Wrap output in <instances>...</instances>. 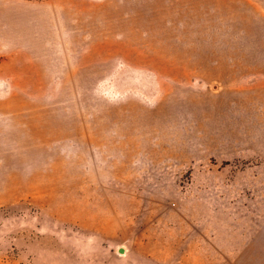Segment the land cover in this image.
<instances>
[{
  "label": "rangeland",
  "instance_id": "rangeland-1",
  "mask_svg": "<svg viewBox=\"0 0 264 264\" xmlns=\"http://www.w3.org/2000/svg\"><path fill=\"white\" fill-rule=\"evenodd\" d=\"M0 264H264V0H0Z\"/></svg>",
  "mask_w": 264,
  "mask_h": 264
}]
</instances>
